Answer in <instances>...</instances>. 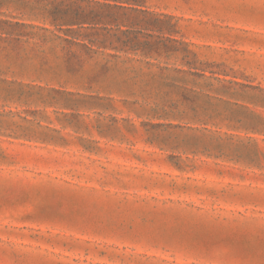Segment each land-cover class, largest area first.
I'll return each mask as SVG.
<instances>
[{
    "label": "rangeland",
    "instance_id": "374dc122",
    "mask_svg": "<svg viewBox=\"0 0 264 264\" xmlns=\"http://www.w3.org/2000/svg\"><path fill=\"white\" fill-rule=\"evenodd\" d=\"M137 8L139 50L0 59V264H264V0Z\"/></svg>",
    "mask_w": 264,
    "mask_h": 264
},
{
    "label": "trees",
    "instance_id": "16d2710c",
    "mask_svg": "<svg viewBox=\"0 0 264 264\" xmlns=\"http://www.w3.org/2000/svg\"><path fill=\"white\" fill-rule=\"evenodd\" d=\"M13 1L24 3V0H0V59L9 62L8 70L15 68L17 73L36 77L57 76L84 66L86 61L77 54V47L87 54L104 53L112 48L120 52L140 48V44L123 40L116 33L133 31L129 28L132 26L123 23L128 10L143 12L137 7L144 6L146 0H43L45 4L33 7L30 5L35 2L21 4L25 8L28 5V11L8 17L3 7ZM108 63L102 65V71H109ZM164 82L172 88L183 87L177 79L165 77Z\"/></svg>",
    "mask_w": 264,
    "mask_h": 264
}]
</instances>
